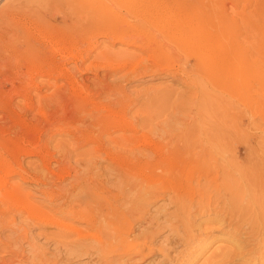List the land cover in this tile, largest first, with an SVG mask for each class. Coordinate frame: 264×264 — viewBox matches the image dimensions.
Returning <instances> with one entry per match:
<instances>
[{"label":"rangeland","instance_id":"1","mask_svg":"<svg viewBox=\"0 0 264 264\" xmlns=\"http://www.w3.org/2000/svg\"><path fill=\"white\" fill-rule=\"evenodd\" d=\"M0 9H2V11H0V34L2 33L3 29L7 32V34L5 35L6 41L5 40L3 42L0 41L1 43L0 44L1 45L0 46V59H2L0 60V65H1L0 66V108L2 109V110L0 109V153H1L0 154V165H1L0 168L3 169V167L5 166L4 164H6L7 162L9 166H12L13 168L17 167L16 165H19L21 166L23 170H25V171L21 170L13 174V176H11V178L9 179L11 180V182L10 181L9 182L10 183L14 182L12 184H15V183L19 184V188H20V191L22 192V196L26 197L30 194L29 195L31 197L30 202H32L37 207L39 206L38 207L39 209L44 207L40 210L45 212L46 215L48 213H51L50 212L51 209L49 210V208L51 207L52 203L61 202V195L64 193V191H66L69 188L70 183H72V181L69 182V180H74V177L72 178L71 175L75 171L76 172L78 171L77 173L75 172L74 176L76 175L77 180L79 179L78 182L80 183V185L82 182V191H84L86 185H91L92 182L97 183V184L98 182H100L99 183L100 189L104 187L105 189L107 188L106 190H110L112 193L115 192L113 193L115 195L117 193L116 195L117 197L113 198V200L116 198L114 200L115 203H113L114 201L109 198L112 201V206L114 204L116 205L117 201H118L117 204L120 205L119 204L120 194L118 195V193H120V185L122 183L121 182L122 177H120L121 174L118 172L120 169V166L117 164L115 165L112 164L114 166L113 168L112 165L106 164L107 163L106 160L103 161L102 158H98V154H100V152L97 154H91L92 156L90 154L88 155L85 154L86 155L85 156L83 155V152L86 151V149L89 148V146L91 148V144L93 145L92 147H95L98 145L101 148L103 146H100V144L101 145L107 144L106 145L107 150H109V147H110V150L113 151V153L111 152L112 154L118 153L119 148L114 146L115 144L113 142L110 143L109 140H107L106 142V139L109 137H115L116 134H118L119 132L121 133V130L119 129V127L121 128L125 124H130V123H133L135 125L137 122L136 120L141 121L143 118L149 119L150 117L151 121L150 120L148 121V124L146 127H142L140 126V124L137 126V131H138L136 133L137 136L139 135L142 136L145 132V135H148L151 138L154 137V139L157 138L158 134L156 133V130L150 131L149 128L151 127L150 125L153 126L155 123H158V122L162 126H166L170 122L169 124L172 125L174 131L175 129H177L176 131L181 130V128H183V124L182 122H180V119L184 117L189 119L192 117L191 115H188V114H192L194 111L192 107L194 102L192 103L193 101L192 99L196 101V98H195V95L192 93V91L196 89L197 90L200 89L201 86L200 84H198V82L202 84L207 83L205 85H209L208 88L211 89V91L210 89L209 91L213 92L212 94L214 96L216 95L219 96V98L218 96H216L215 101L220 102L221 100V102L223 103V111L221 113H225L228 116V119L230 122L233 121L232 119L237 120V121L243 119L244 125H246L245 127H248L250 126L249 124L251 122V119L255 116V121L257 122V126H258L257 131H259V133L260 131L264 132V0H0ZM191 14L199 15V19L206 20L207 22L210 23L211 27L210 28L208 27V29L210 32L218 34V38L220 40L219 45L221 47V51H223L225 54V58L227 61V67L224 69L225 72L219 75V80L215 81L214 83L215 86H213V84L209 81V79L205 77L203 70L198 65L199 55L197 54V51L202 49V46H201L202 43L197 38V34L193 31H190L191 34L189 35H190L191 40L195 41V46L194 48L193 46H191L190 49H187L184 47V45L181 46L182 44H180L178 41L168 37L172 34L171 32H173L174 25L171 24V26H169V23H168L169 21L166 23H163L164 21H167V19L170 20L171 22L172 21L174 22L173 19L176 18L174 28H177V26H180L181 28L182 22H183L182 19L186 16L190 17ZM148 15L150 16L152 15L151 16L152 18ZM181 16H183V18ZM148 17L151 18V20L157 19L158 20L156 21L157 24L159 25L164 24V25L159 28L154 27L155 25L153 26L148 21L146 22V18ZM159 21L160 22L163 21V22L160 23ZM148 28H149L148 32L150 33V35L151 36L153 35V37H155L154 38L155 40L153 42L157 46L156 48H158V50L160 48L162 49L161 50L162 52L160 53L161 54L160 57H158V55L155 54L157 52L156 49L153 50V52L148 48L145 49L146 48V45L144 43L145 36L141 34H143V30H147ZM167 29L168 31L170 30L172 31L168 32L166 31ZM114 32H117V33L122 32V33H119L121 35V38L123 40L126 39L128 40V42L133 43V46L126 45L125 42H122L120 39L116 38V35H113ZM168 33H171V34L168 35ZM133 41H136V42H133ZM156 41L158 42V44L156 43ZM105 48L107 52L112 51L111 52L112 55L110 54L107 55L106 52H101V51H104ZM3 50H5L6 53L3 52ZM71 51L76 56L72 54ZM100 52L104 54L102 55ZM113 54L116 56H114ZM122 54L123 56L126 55L125 59L121 57ZM96 60H97V63H96ZM138 61L140 62L138 63ZM59 63L60 64L63 63L62 64L63 66L60 65ZM107 63H109L110 67H108L107 65H106L107 67L103 66ZM121 63L123 64V68L122 66H120L122 65ZM90 65H92L91 66L92 68L90 67ZM58 66L60 68L61 67L63 68L60 69ZM99 67L101 68L104 67V68H102L103 69L102 70ZM46 68H47V71H46ZM104 69H107L108 71L111 70L109 71L110 75L108 74L109 73L108 71H107V74H105L106 70L104 71ZM128 69L130 70L128 71ZM61 70L62 71L64 70V71L62 72ZM187 70H190V71H187ZM192 70L193 72H191ZM248 70H251V71H248ZM50 72L52 74H50L49 76ZM58 72L61 75L60 74L57 75ZM227 74L230 76L229 80H228ZM33 76H35V79ZM196 79L197 80L199 79V80L197 81ZM205 79H207L208 82L207 80L205 81ZM105 81H106V84L108 83L107 86L105 84ZM81 82L82 84H80ZM102 85H104V88ZM81 86L84 88L83 90ZM79 87L85 94L84 96L89 97V99L88 97L86 98L87 101L86 103H84L87 106L89 104V106L87 107L84 104H82L83 109L75 110V108L78 109L81 107L80 106L81 104H79L81 100L80 101L78 100L79 97L81 96H79L78 94L72 91H76L77 89H79ZM110 87L111 89H113V92L110 89ZM241 87L242 89H240ZM108 88L111 92L108 91ZM250 88L253 90H251ZM101 89L103 91H106L105 93L106 94L108 93V94L106 95ZM116 90H118L119 92ZM99 91H102V92H99ZM12 93H15V94H12ZM66 93L67 95H65ZM69 93L70 95L71 94L72 95L70 96ZM109 93L111 94L109 95ZM73 95L78 97L77 100L79 102L76 100V97H73ZM106 96L108 97L105 98ZM251 97L255 99L252 100ZM95 98L97 101L95 100ZM190 98L192 101H189ZM223 98L226 101L223 102ZM56 99H58V101ZM92 101H95L93 102L94 105L92 104ZM114 101H116V103ZM225 102L226 104H224ZM29 103H31L32 106H30ZM77 103L79 104V106ZM104 103L106 104V106H104ZM75 104H77L78 108L77 106H75ZM90 104H92L93 106H91ZM98 106L100 108H98ZM127 106L130 107V109L127 108ZM102 107H106V108H102ZM190 107H192L191 110H190ZM124 108H126L125 109L126 112ZM185 108H188V109H185ZM101 109H104V110H101ZM107 109L109 110V112ZM115 110H117L118 113ZM242 111H245V112L242 113ZM40 112H43L44 115L43 113L39 114ZM88 112H89L90 117L88 115ZM239 112L242 115L241 114L237 115ZM124 113L127 114L126 116L128 118H125ZM185 113L186 114L188 113L187 116L185 115ZM104 114H106V116ZM244 115L246 116L245 119H244ZM251 115L253 117H250ZM91 117L95 118V120H93ZM79 118L81 119V121H79L80 120ZM100 118H102V120ZM119 118H120V121L118 120ZM123 118H125L127 121ZM128 119H131V120L129 121ZM98 121L100 123H98ZM247 122H249V124ZM68 123L69 124L71 123L72 125L75 124L74 127L77 126L74 128L72 125H70L71 127H73L71 129L74 131L75 134L73 135L71 134L73 132H71L72 130H69L70 126L68 125ZM116 123H119L120 125ZM61 124H63V126L65 125L67 126L63 127L61 126ZM96 124H98L99 127ZM180 125H181V128H180ZM82 126L83 127L87 126V127L82 128ZM78 129L80 130L78 131ZM83 129L85 130L83 131ZM249 129H246L247 133L248 132L252 133L254 131L253 127H250ZM91 130L95 132L91 133ZM117 130L118 131L120 130V131L117 132ZM148 132L150 134H148ZM109 133H111V135H109ZM141 133L143 134L141 135ZM76 134H78V137L74 139ZM92 134H94L93 136H95L96 138L93 137ZM81 136L85 140H83ZM106 136H109V137L106 138ZM88 137L92 138L91 141H90V138ZM102 139H105L106 144L105 142L104 143L102 142L104 141ZM71 140L75 141L76 144ZM164 140L165 139H162V141ZM80 141L81 143L83 142L81 144L82 146L79 145L80 143L78 144V142ZM89 141L90 143H88ZM97 141H98V144H97ZM72 144H73V147H72ZM77 144L79 148L81 147L80 149L77 148L78 147ZM112 144H114L113 148L112 146H110ZM22 146L24 147V149L26 147H27L26 149L28 148L32 149L33 153L29 149H28L29 151L27 150L28 152L26 151L27 152L26 153L25 152L26 149L23 150ZM71 147H72V154L70 152ZM20 148L22 149V151ZM73 148H76V149H73ZM114 148L118 150V152L117 151L115 152ZM243 148L244 147H241V150H240L242 153L244 152ZM68 149L70 150L69 151L70 153H67ZM18 150L23 153L19 152ZM73 150L77 152V153L75 152L74 155H73V152H74ZM17 152H18V155H17ZM29 152L31 153L29 154ZM78 152L81 154V156ZM103 154L104 153H102L99 156H103ZM136 154L138 155L139 153H136ZM63 155H65L64 158H63ZM140 155L141 154H139V156ZM16 156H17V159H16ZM45 156H49L50 158L46 157V159H48L46 160ZM77 156L79 160L78 159L76 160ZM88 157L90 158V161ZM13 158H14V161L10 160ZM54 158L57 160H55ZM68 158H69V161H68ZM142 158H145V157H142ZM80 160L81 161L83 160V161L81 162ZM78 161H80V163ZM41 162H43V164L45 162L48 166V170L45 173L46 176L44 172L42 171L39 172L36 169L38 164H42ZM94 163L95 165H98L97 166L98 169L96 168L93 169V167L95 166ZM87 165L89 167H87ZM40 166L41 165L37 167L38 170ZM107 166H109L108 170H107L108 168ZM126 166H127L126 171H129L130 173H132L130 177L132 178V176L134 175L137 176L135 180L138 181L136 182L137 184L139 183V187L131 191V195H134V192L137 193V191L147 186V183L149 181L148 177L144 178L145 180L143 179L142 181L141 176H143V174H150L152 172L153 174L151 173L150 176H153L159 182H161L162 186H166L172 183H174L175 185L177 184L178 185L177 188L179 189L181 194L182 192H183V195L192 194L195 198H197L198 195L202 194V192L200 191H203L206 194L205 195L206 201L208 199L211 200V197H212V199L214 200V201L212 200L213 203L217 202L216 190H217L218 181H215V180H218V178H216L215 168H213L212 165L209 166L208 163H201V164L199 163V165H197V167L195 168H193L192 165L185 166L186 169L188 170L187 174L186 172L177 173V170H175L174 166L172 167L166 163H164V165H161V166L157 165L159 168H154V169L153 167L150 169L145 166L139 168L138 165H134V164L125 165V167ZM32 167H34L35 170ZM67 167L69 170L67 169ZM185 167L184 165H181V169L184 168V170L186 171ZM89 168L90 170H88ZM49 169L50 170L53 169V170L50 171ZM202 169L204 170L202 173L206 172L209 174V172L211 171L210 172L211 176L206 174L209 177L208 176L206 177L205 175L203 176V178L198 180L197 175L199 174V171L200 172L202 171ZM90 171L93 174H95L94 177H93V174L90 173ZM140 171H142V174ZM21 172L24 174H22ZM50 173L54 175H49ZM188 173H191L192 176L189 177ZM0 174H1V171H0ZM47 176L48 177L50 176V177L48 178ZM45 177H47V179ZM81 179H83V181ZM88 179H90V181ZM213 180L215 182H213ZM47 182H50V183H47ZM83 182L87 184L86 185L84 184L83 186ZM197 182H200L201 184ZM143 183H146V184H143ZM77 188L78 189L77 190L75 189V191L78 192L81 188L79 187ZM46 189H47V193H46L47 196L45 197L44 192H46ZM40 190H43V191L41 192ZM184 191L187 193H185ZM48 193H49V196H48ZM37 195L39 197H37ZM41 196H43L44 198ZM51 199H53L54 202H52ZM43 200L46 205L43 204L44 203ZM104 202L105 201H103L99 205H96V203L93 202V204L96 206L92 205V203L89 202V205L87 204L88 206L87 205H82V206L83 208H85L84 210L86 212L89 211V213L92 214V217H93V214L94 213H95L94 215L97 214L96 212L98 210V207L100 208L101 205H102L101 208L103 211L109 209V206H107L108 204L106 205V203ZM166 202H167L166 199L163 201H159L157 202L156 206L160 204H165ZM91 206L93 207V209H91L92 208ZM122 207L120 205L118 210H121ZM0 208L2 207L0 206ZM153 208H151L150 210H153ZM46 209H48L49 211H47ZM90 210H92L93 213ZM134 213H131L130 219L132 220L129 221L131 224H133V227L137 225V223H133L132 221L134 220V218L136 219L138 216V213H136V211ZM21 214L22 213H20V215ZM213 214H214L213 212H207V213H204V215L195 216V215H198V214H195L193 216L194 224H195L194 226H198L196 227L197 231L203 230L209 226H214L211 223H200L203 220L202 218L204 219L213 218L215 216V214L214 215ZM4 215L5 217H8V218L5 221L0 219V242L7 241V242H10V245L3 247L4 249L0 248V257H1V254L3 253L5 256H11V255H15L13 250H15V253H16V251L20 252L21 250L24 249L23 250L24 257L28 256L26 258H29L31 255V249L29 248H31L32 245L28 246V244L35 242L32 244H35L34 246H38L42 250H43V247H45L44 250H46L47 252L46 254L49 255L50 257H51V253L54 250H56V254H57V258L59 262L58 264H62V263L64 264L65 263L66 264H93V260H95L94 263L99 264L98 263L99 261L96 259L95 255L92 256L91 253H90L91 254L90 256L89 254H81L78 251L73 250V248H71L70 245H67V246L59 245L60 249L58 248V246L54 245L58 250L54 249L55 247L53 246L54 242L52 239H54L55 234L62 233L64 231L57 230L53 225L50 224V222H41V225H40V222L37 223V221H32V220L26 221L23 215L21 216L15 215L16 218H14V222L12 221L13 224L11 223L12 224L11 226L10 222L8 223V221L11 218L10 214L5 213ZM133 215H134V218H133ZM23 219L24 221H22ZM19 220H21V222ZM4 222L6 226L4 225L3 227L2 224ZM18 222L21 223L20 225L22 226L24 225L28 229V231L27 229L24 231L22 230L23 232H26V233H22L19 231L20 228L17 227L19 225ZM32 222L33 224H31ZM24 223H27V224H24ZM15 225L17 226L15 227ZM24 226H23V229H25ZM137 227L136 226L134 227L136 232L139 230V227L138 228ZM89 230L91 231V233H94L95 231L92 229H89ZM89 230L86 229L87 233H89ZM19 232H20V235L18 234ZM166 233H160L158 237L155 238V243H159L158 238H163V236ZM215 234L218 236H225V234H222L220 232H215ZM14 235L18 237V243H20L21 245L10 241L11 238L13 239L16 237ZM24 235H26L27 237ZM72 236L73 235H71V237ZM23 237L27 238V239L25 238L26 241L24 240ZM28 240L30 241L29 243H27ZM219 244H224V246L222 245L223 246L222 248H224L227 245V243L225 245V243H221V241L212 242L209 248H207L204 251H200V253L197 255L198 257L197 256L195 257V255H193L195 258L191 256L192 260L195 259L194 261L191 260V264H202V263L206 264L205 258H207V256H210L211 252L216 249V246L220 247ZM173 245L176 247V251L183 250L182 248H184V246L181 243L179 245L173 243ZM50 250L51 252H48ZM6 251L8 254H5ZM28 251H30L29 252L30 254L28 253ZM58 251L60 253H58ZM59 254H61V256ZM14 257L18 258L20 256H18L17 254V256H14ZM247 257H249L250 259ZM253 257L254 255H251V254L244 255L242 257L243 259H239V261L237 260L236 262L231 263V264H246V263L251 264V262H253L255 258ZM158 258H159L158 254H152L150 257L142 260L139 264H154V262H157ZM253 264H256V263L253 262Z\"/></svg>","mask_w":264,"mask_h":264},{"label":"bare ground","instance_id":"2","mask_svg":"<svg viewBox=\"0 0 264 264\" xmlns=\"http://www.w3.org/2000/svg\"><path fill=\"white\" fill-rule=\"evenodd\" d=\"M152 6H153V4H152ZM0 11H2V9H0ZM160 11H161V9H160ZM148 16H150V15H148ZM191 16H192V18H191ZM191 16L190 17L186 16L184 18H183V16H181L183 18L182 19L183 22L181 21L182 22L181 28H180V26H177V28H174L176 18L173 19L174 22L173 21L171 22L168 19H167V21H164V22L161 21V22L166 23L169 21L168 22L169 26H171V24L174 25L173 26V32H171L172 34L168 33V35L171 34L168 37L178 41L180 44H182L181 46L184 45V47L187 49H190L191 46H193V48H194V46H195V41L191 40V38H190V35H189V34H191L190 31H193L197 34V38L202 43V45H201L202 49L201 50L198 49L199 51H197V54L199 55L198 65L203 70L205 77H207L209 79V81L213 84V86H215V84H214L215 81L219 80V75L224 73L225 72L224 69L227 67V61L225 58V54L223 51H221V47L219 45L220 40L218 38V34L212 33L208 29V27L209 28L211 27L210 23L207 22L206 20L199 19V15L191 14ZM151 18H149V17L146 18V22L148 21L151 25H153V26L155 25L154 27L159 28V27H162L164 25V24L163 25L157 24L156 21H158V20L157 19L151 20ZM8 27H10V26H8ZM148 30H149V28L147 30H143V34H141V35L145 36V42L143 41L146 45L145 49L148 48L152 52H153V50L156 49L157 52L155 54H157L158 57H160V55H161L160 53L162 52L161 51L162 49L160 48L158 50V48H156L157 46L153 42L155 40L154 39L155 37H153V35L151 36L150 33L148 32ZM161 30H163V29H161ZM166 31H168V29ZM170 31H172V30H170ZM170 31H168V32H170ZM140 32H142V31H140ZM193 32H192V34H193ZM115 33H117V32H114L113 35H116V38L120 39L122 42H125L126 45H132L133 46V43L128 42V40H126V39L123 40L121 38V35L119 33H122V32H118L117 34H115ZM125 33H127V32H125ZM6 34H7V32L3 29L2 33L0 34V41L1 42H3L5 40ZM142 39H144V38H142ZM10 40H12V39H10ZM16 41H18V40H16ZM157 41H156V43L158 44ZM7 42H9V41H7ZM133 42H136V41H133ZM39 43H41V42H39ZM97 44H98V42H97ZM3 52H5V50H3ZM101 52H106L107 55H109V54L112 55V53H111L112 51H110V52L108 51L109 52L108 53L106 51V48L104 51H101ZM67 53H69V52H67ZM71 53L74 54L72 51H71ZM128 55H130V54H128ZM114 56H116V55H114ZM125 56H123V54H122L121 57H123L125 59ZM69 57H71V56H69ZM127 58H128V56H127ZM101 59H102V57H101ZM0 60H2V59H0ZM139 62L140 61H138V63ZM96 63H97V60H96ZM62 64L63 63H61L60 65H62ZM100 64H102V63H100ZM106 65L108 67H110L109 63H107L103 66L105 67ZM91 66L92 65H90V67ZM118 66H119V64H118ZM120 66H122V68H123V64ZM193 66H194V64H193ZM104 67H102V68H104ZM146 67H145V69H146ZM190 67H192V66H190ZM61 68H63V67H61ZM99 68H101V67H99ZM60 69H58V70H60ZM130 69H132V68H130ZM130 69H128V71ZM40 70H41V68H40ZM46 71H47V68H46ZM104 71L106 72L105 74H107L108 70L104 69ZM109 71H111V70H109ZM154 71H155V69H154ZM187 71H190V70H187ZM248 71H251V70H248ZM158 72H160V71H158ZM191 72H193V70ZM50 74H52V73L50 72L49 76H50ZM59 74L60 73L58 72L57 75H59ZM108 74L110 75V72ZM198 75H196V76H198ZM106 76H108V75H106ZM33 77L35 79V76H33ZM229 77L230 76L228 75V80H229ZM172 79H174V78H172ZM206 80L207 79H205V81ZM207 82H208V80H207ZM188 83H190V82H188ZM249 83H251V82H249ZM78 84H77V86H78ZM80 84H82V82ZM105 84H106V81H105ZM107 84H106V86H107ZM198 84H200V86H201L200 89L198 88L199 90L196 89V90L192 91V93L195 95L196 101H194V99H192L193 100L192 101L191 98L189 100V101H192V103L194 102L192 105V107L194 109V111L192 110L193 113L192 114L187 113L188 115H191L192 117L189 119L186 117L180 119V122H182V124H183V128H181V125H180L181 130H179V128H178L179 131H176L177 129H175V131H174L172 125L169 124L170 122L166 126H162L158 122V123H155L153 126L150 125L151 127L149 128L150 131L156 130V133L159 135V136L157 135V138H155V139H154V137L151 138L148 135H145V132H144V134L141 133V135L142 134L143 135L142 136L139 135L140 136L139 137L136 134L138 132L137 126L140 124V126L146 127L148 124V121L149 120L151 121L150 117H149V119L143 118L141 121L136 120L137 122L135 125L133 123H130V124H125L121 128L119 127V129L121 130V133L119 132L120 130L119 131L117 130V132H119V133L116 134V136L114 134L115 137L106 136V138L109 137L107 139L105 138L106 142H107V140H109L110 143L113 142L115 144V145L114 144L110 145V146H112V148H113V145L116 146L117 148H119L118 149L119 152H118V150H116L114 148L115 152L117 151L118 153L112 154L113 151L110 150V147H109V150L106 149L107 144L105 142V139H102V140H104L102 142L103 143L105 142L106 145L100 144V146H103L102 148L99 147L98 145L95 147H92L93 145L91 144V148L89 146V148H87L86 151L83 152V155H85V154H87V155L88 154H90V155L91 154H97L100 152V154H98V158H102L103 161L106 160L107 161L106 164H108V165L109 164L110 165L117 164L120 166L119 171L118 170L117 171L121 174V176L119 174L118 175L120 177H122L121 178L122 181L120 180L122 182L120 185V193H118V195L120 194V197L118 196L120 198L119 204L121 205V207L123 206L121 210H118V208L120 206L117 204L118 201H117L116 205L114 204L112 206V201L110 200V199L113 200L114 197H117L116 196L117 193L115 195V194H113L115 192L112 193L110 190H106L107 188L105 189L104 187H102L100 189V187H99L100 182H98V184L92 182L91 185H86L87 183L85 184L83 182V186L85 184L86 187H85L84 191H82V182L80 185V183L78 182L79 179L77 180L76 175L74 176V174L76 172L75 171L71 175L72 178L74 177V180H69V182L72 181V183H70L69 188L66 191H64V193L62 195L60 193L61 202L52 203L51 207L49 208V210L51 209L50 210L51 213H48L46 215L45 212L40 210L44 207L39 209L38 208L39 206L37 207L32 202H30L31 201V199H30L31 197L29 196L30 194L26 197L22 196V192L20 191L19 184H17V183L12 184L14 182L10 183L11 180H9V179L11 178V176H13V174H15L21 170L22 171H25V170H23L21 168V166L16 165V163H15V165L17 167L13 168L12 166H9V164L6 162V164H4L5 166L3 167V169L0 168V171H1V174H0V206L2 207V208H0V219L5 221L8 218V217H5V215H4L6 213V214H10V216L12 218V219L10 218V220L8 221V223L10 222V224L11 223L13 224L14 218H16L15 215H19V216L23 215V217L26 221L27 220L28 221L29 220L37 221V223L40 222V225H41V222H50V224L53 225L57 230L64 231L62 233L56 232L57 234H55L54 239L51 238L54 242L53 246L55 245V246H58V248H59V245H62V246L70 245L71 248H73V250L78 251L81 254H89V256L91 254H92V256L95 255L96 259L99 261L98 262L99 264H139L142 260L150 257L152 254H158L159 255L157 262H154V264H191V260H192L191 256L195 255V257H196L200 253V251L206 250L207 248H209L211 246L210 244L212 242H215V241H221V243H225V245L227 243L228 247L226 245L224 248H222L224 246V244H219L220 247L216 246V249L211 252L210 256H207V258H205L206 264H231V263L236 262L237 260L239 261V259H243L242 257L244 255H249V254L254 255L255 258L253 257L254 258L253 262H255L256 264H264V132L260 131V133H259V131H257L258 130L257 122L255 121V116L253 117L252 115L250 116V117H253L251 119L250 124H249V122H247L250 125V126L247 125L248 127H245L246 125H244L243 119L238 120V121L232 119L233 121L230 122L228 119V116L225 113H221L223 111V103L221 102V100H220V102L215 101L216 96H218V95L214 96L212 94L213 92H210L211 89L208 88L209 85H205L207 83L202 84V83L198 82ZM113 85H112V87H113ZM102 86L104 88V85H102ZM210 86H212V85H210ZM69 88H71V87H69ZM83 89L84 88L82 87V90ZM110 89H111V87H110ZM209 89H210V91H209ZM213 89H214V87H213ZM240 89H242V87ZM82 90L79 87V89H77L76 91H72V92H75L76 94H78L79 96H81L78 99L79 101L81 100V102H79L77 100L78 97L73 95V97H76V100L79 102V104H81L80 105L81 107H82V104L86 103V101H87L86 98L88 97V96L87 97L84 96L85 94L83 93ZM111 90L113 92V89H111ZM251 90H253V89H251ZM102 91H99V92H102ZM108 91H110L109 88H108ZM116 91H118V90H116ZM69 92H71V91H69ZM103 92L105 93L106 91H103ZM15 93H12V94H15ZM67 93L65 95H67ZM190 93H191V91H190ZM110 94L111 93H109V95ZM69 95H70V93H69ZM108 96H106L105 98H107ZM8 97H10V96H8ZM218 98H219V96H218ZM251 98H252V100L255 99L253 97H251ZM88 99H89V97H88ZM56 100L58 101V99H56ZM95 100H96V98H95ZM126 100H127V98H126ZM101 101H102V99H101ZM224 101H226V100H224V98H223V102ZM93 102H95V101H92V104H93ZM98 102H100V101H98ZM114 102L116 103V101H114ZM253 103H255V102H253ZM29 104H30V106H32L31 103H29ZM77 104H75V106H77ZM79 104H78V106H79ZM92 104H90V105L93 106L94 104L93 105ZM224 104H226V102ZM36 105H37V103H36ZM129 105H130V103H129ZM132 105H131V107H132ZM78 106H77V108H78ZM85 106H87V105H85ZM88 106H89V104H88ZM104 106H106L105 103H104ZM128 106H127V108L130 109V107H128ZM158 106H160V105H158ZM26 107H27V105H26ZM63 107H64V105H63ZM81 107L78 109L75 108V110L83 109V107L82 108ZM123 107H125V106H123ZM192 107H190V110ZM98 108H100V107L98 106ZM102 108H106V107H102ZM108 109H110V108H108ZM125 109L126 108H124V110ZM185 109H188V108H185ZM101 110H104V109H101ZM182 110H184V109H182ZM115 111L117 112V110H115ZM108 112H109V110H108ZM125 112H126V110H125ZM240 112L238 114L237 113L236 114L239 115V114H241ZM244 112L245 111H242V113H244ZM41 113H43V112H40L39 114H41ZM96 113H98V112H96ZM113 113H115V112H113ZM106 114H104V115L106 116ZM187 114L185 113L186 116H187ZM43 115H44V113H43ZM65 115H66V113H65ZM88 115H89V112H88ZM101 115H103V114H101ZM116 115H118V114H116ZM124 115H125V118H128L126 116L127 115L126 113H124ZM56 117H57V115H56ZM76 117H78V116H76ZM89 117H90V115H89ZM125 118H123V119H125ZM241 118H243V117H241ZM245 118H246V116L244 115V119ZM92 119L95 120V118H92ZM100 119L102 120V118H100ZM247 119H249V118H247ZM118 120L120 121V118ZM128 120L130 121L131 119H128ZM64 121H65V119H64ZM79 121H81V119ZM121 121H122V119H121ZM129 121H128V123H129ZM157 121H159V120H157ZM165 121H166V119H165ZM89 123H88V125H89ZM98 123H100V122L98 121ZM119 123H116V124H119ZM122 123H123V121H122ZM86 124H87V122H86ZM68 125L70 126L72 124L68 123ZM74 125H72V126L74 127ZM96 125L99 127L98 124H96ZM102 125H104V124H102ZM61 126H63V124H61ZM65 126H67V125H65ZM65 126H63V127H65ZM73 127L70 126L69 130H72L71 128H73ZM75 127H77V126H75ZM86 127L82 126V128H86ZM92 127H91V129H92ZM100 127H101V125H100ZM250 127H253L254 131L252 133H250V132L247 133L246 129H249ZM65 129H67V128H65ZM138 129H140V128H138ZM60 130H61V128H60ZM79 130L80 129H78V131ZM84 130L85 129H83V131ZM101 130H103V129H101ZM71 132H73V133H71L72 135L75 134L73 130ZM92 132L94 133L95 131L91 130V133ZM149 132H148V134H150ZM65 133H66V131H65ZM77 133H79V132H77ZM104 134H102V135H104ZM72 135H70V136H72ZM76 135H75L74 139H76V137H78V134H76ZM93 135L94 134H92V136ZM109 135H111V133H109ZM117 135H119V136H117ZM151 135H153V134H151ZM93 137H95V136H93ZM79 138H80V136H79ZM88 138H90V137H88ZM91 139L92 138H90V141H91ZM162 139H165V140L162 141ZM83 140H85V139L83 138ZM71 141H73V140H71ZM90 141L88 143H90ZM99 141H101V140H99ZM73 142L76 144L75 141H73ZM109 142H108V144H109ZM82 143H81V141L78 142V144L80 146H82L81 145ZM73 144H72V147H73ZM78 144H77V146H78ZM97 144H98V141H97ZM241 144H243V145H241ZM72 147L70 149L71 151L68 149L67 153L71 152V154H72ZM74 147H75V145H74ZM241 147H244L243 153L240 151ZM77 148H79V146ZM22 149L25 150L24 147ZM22 149H21V151H22ZM28 149H26L25 152ZM73 149H76V148H73ZM29 150H31V152H32V149H29ZM21 151H19V152H21ZM31 152H29V154ZM75 152L76 151L73 152V155ZM21 153H23V152H21ZM102 153H104L103 156H99ZM136 153H139L141 155L139 156V154L137 155ZM43 154H45V153H43ZM17 155H18V152H17ZM76 155H78V154H76ZM49 156H45V159H46V157H48V158L51 157V156L50 157ZM80 156H81V154H80ZM85 156H83V157H85ZM41 157H42V155H41ZM64 157H65V155H63V158ZM142 157H145V158H142ZM69 158H68V161H69ZM71 158H72V156H71ZM16 159H17V156H16ZM77 159H78V156H77L76 160ZM81 159H83V158H81ZM88 159L90 161L89 157H88ZM10 160L14 161V158L10 159ZM42 160H43V158H42ZM46 160H48V159H46ZM51 160H52V158H51ZM55 160H57V159H55ZM59 161H61V160H59ZM80 161H78V162L80 163ZM96 161H97V159H96ZM15 162H16V160H15ZM87 162H88V160H87ZM99 162H97V163H99ZM41 163L42 164H38V166L41 165L39 167V170L37 168L38 166L37 167L35 166V167H36L37 171H39V172L42 171L45 174L46 171L48 170V166L45 162H44V164H43V162H41ZM164 163L169 164L172 167L174 166L175 170H177V173L186 172V174H187L188 170L186 169L185 166L192 165L193 168H195V167H197V165H199V163L200 164L201 163H208L209 166L212 165L213 168H215L216 178H218V180H215V181H218L217 190H216L217 202L213 203L214 200L212 199V197H211V200L208 199L206 201V198H205L206 194L203 191H200V192H202V194L198 195V197L195 198L192 194H186V195L184 194L183 195V192L181 194L179 189L177 188L178 187L177 184L175 185L174 183H172V184H169L166 186H162L161 182H159L153 176H150L152 172L150 174H143V176H141L142 181L144 178L148 177L149 181L147 183V186L145 188L137 191V193L134 192V195H131V191H133L137 187H139V183L137 184L136 182H138V181L135 180L137 178V176L134 175V176H132V178L130 177L132 173H130L129 171H126L127 166L125 167V165L134 164V165H138L139 168L145 166V167L150 168V169L153 167V169H154V168H159L157 165L161 166V165H164ZM10 164H11V162H10ZM89 165H90V163H89ZM94 165H95V163H94ZM181 165H184L186 171L184 170V168L181 169ZM79 166H80V164H79ZM95 166L93 167V169L94 168L98 169L97 168L98 165H95ZM0 167H1V165H0ZM30 167H31V165H30ZM87 167H89V166L87 165ZM107 167H108L107 168V170H108L109 166H107ZM32 168H34V167H32ZM49 168H50V166H49ZM113 168H114V166H113ZM67 169H68V167H67ZM80 169H82V168H80ZM34 170H35V168H34ZM51 170H53V169H51ZM88 170H90V168ZM191 170H192V168H191ZM95 171H97V170H95ZM189 171H190V169H189ZM203 171H204L203 169L201 172L199 171V174L197 175L198 180H200L201 178H203V176L208 174L206 172L202 173ZM140 172L142 174V171H140ZM210 172L208 175H210ZM69 173H70V171H69ZM90 173H92V172L90 171ZM103 173H105V172H103ZM22 174H24V173H22ZM109 174H111V173H109ZM188 174H189V177L192 176L191 173H188ZM49 175H54V174L50 173ZM94 175L95 174H93V177H94ZM208 175H206V177ZM45 176H46V174H45ZM47 177H45V178L47 179ZM40 178H42V177H40ZM78 178H79V176H78ZM82 178H83V176H82ZM92 179H91V181H92ZM34 180H35V178H34ZM81 180L83 181V179H81ZM88 180L90 181V179H88ZM138 180H139V178H138ZM215 181L213 180V182H215ZM43 183H44V181H43ZM47 183H50V182H47ZM119 183H118V185H119ZM197 183H200V182H197ZM143 184H146V183H143ZM77 187L81 188L78 192L75 191V189L76 190L78 189ZM47 189H46V192H44L45 197L47 196L46 195ZM201 189H203V188H201ZM40 191L42 192L43 190H40ZM185 193H187V192H185ZM48 196H49V193H48ZM37 197H39V196L37 195ZM41 197H43V196H41ZM165 199L167 200V202L165 204H160V205L156 206L157 202L163 201ZM51 200H52V202H54L53 199H51ZM51 200H49V201H51ZM101 201L102 202L105 201L104 203H106V205L108 204L107 206H109L110 210L108 209V210L103 211L101 208L102 207V205H101L100 208L98 207L97 212L95 211L97 214L94 215L95 214L94 213L93 217H92V214H90L89 211L86 212L84 210L85 208H83V206H82V205H87V204L89 205V202H91L92 205H94L93 202H95L96 205H99L100 203H102ZM211 201L213 204L211 203ZM43 202H44V200H43ZM113 203H115V201ZM41 204H42V202H41ZM43 204H45V202ZM96 205H94V206H96ZM151 208H153V210H150ZM91 209H93V207ZM46 210L49 211L48 209H46ZM95 210H96V208H95ZM90 211H92V210H90ZM135 211H136V213H138V216L135 219L134 215H133L134 220L132 222L137 223V225L139 227V230L137 232L134 228L135 226L137 227V225H135L133 227V224H131L129 222L132 220V219H130L131 213H134ZM207 212H213L215 214V216L213 218H209V219L202 218L203 220L200 223H211L214 226H209L203 230L197 231L196 227H198V226H194L195 224H194L193 216L195 214H198L195 216L204 215V213H207ZM20 213H22V214L20 215ZM92 213H93V211H92ZM129 215H130V217H129ZM24 219L22 221H24ZM19 221L21 222V220H19ZM34 223H36V222H34ZM12 224H11V226H12ZM20 224L21 223H19V225L17 224L18 226L15 225V227L17 226L20 229L22 228L21 230L19 229V231L22 233H26L23 231L26 230L27 228L23 225L25 227V229H23V226ZM24 224H27V223H24ZM31 224H33V222ZM2 225L4 227L5 222ZM30 226H32V225H30ZM226 227H227V229H226ZM86 229H88V230L92 229L95 231H94V233H91V231L89 230V233H87ZM14 230H15V228H14ZM27 231H28V229H27ZM20 232L18 233L19 235H20ZM215 232H220L222 234H225V236H218L215 234ZM160 233H166V234L163 236V238H158L159 243H155V238H157ZM16 235H14V236H16ZM71 235H73V236L71 237ZM24 236H26V235H24ZM28 236H29V234H28ZM25 238H24V240H25ZM10 241H12L13 243L20 244V243H18V237L17 236L13 239L11 238ZM19 242H20V240H19ZM29 242L30 241L28 240L27 243H29ZM32 243H35V242H32ZM32 243L28 244V246L32 245V247L29 248V249H31V255L29 258H26L28 256L24 257V253H23L24 249L21 250L20 252L16 251V253H15V250H13L15 255L5 256L4 253L1 254L0 264H58L59 263L58 258H57V254H56V250H54L51 253V257H50L49 255L46 254L47 252H46V250H44L45 247H43V250H42L40 247L34 246L35 244H32ZM173 243L178 244V245L181 243L184 246V248H182L180 246L183 250H177L176 251V247L173 245ZM8 245H10V242H7V241L6 242H0V248L6 247ZM20 248H22V247H20ZM16 249H18V248H16ZM54 249H57V248L55 247ZM62 249H63V247H62ZM51 250L48 252H51ZM59 251H58V253H60ZM29 252L30 251H28V253ZM69 253H70V251H69ZM5 254H8L7 251L5 252ZM17 254L20 257H18V258L14 257V256H17ZM59 255L61 256V254H59ZM87 257H88V255H87ZM61 258H60V260H61ZM247 258H249V257H247ZM194 260H192V261H194ZM94 261L95 260H93V264H96V263H94ZM253 262H251V264H253ZM62 264H64V263H62ZM202 264H204V263H202Z\"/></svg>","mask_w":264,"mask_h":264}]
</instances>
